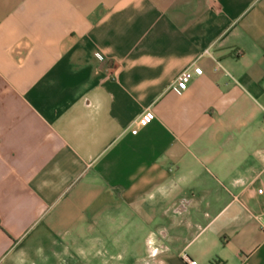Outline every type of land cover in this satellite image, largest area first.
<instances>
[{
  "label": "crops",
  "instance_id": "0c3cea01",
  "mask_svg": "<svg viewBox=\"0 0 264 264\" xmlns=\"http://www.w3.org/2000/svg\"><path fill=\"white\" fill-rule=\"evenodd\" d=\"M184 257L264 264V0H0V264Z\"/></svg>",
  "mask_w": 264,
  "mask_h": 264
},
{
  "label": "built area",
  "instance_id": "2783aa9c",
  "mask_svg": "<svg viewBox=\"0 0 264 264\" xmlns=\"http://www.w3.org/2000/svg\"><path fill=\"white\" fill-rule=\"evenodd\" d=\"M220 69V65L218 62H215V66H214V70H218ZM193 73L194 75H200L202 74V68L199 66H190L185 68L183 71H181V73H179V75L176 77L174 84L175 86L180 89V90H184L187 86V82L190 78V73ZM138 125H145L146 124V119L143 116L142 118H140L137 121ZM136 129L132 130V133H135ZM184 260L186 261L187 264H197L195 261L190 260L186 257H184ZM212 264H219L218 262H214Z\"/></svg>",
  "mask_w": 264,
  "mask_h": 264
}]
</instances>
